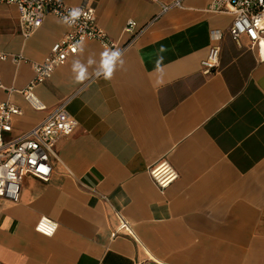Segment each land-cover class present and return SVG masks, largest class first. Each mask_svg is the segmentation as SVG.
I'll return each instance as SVG.
<instances>
[{"label": "crops", "instance_id": "0c3cea01", "mask_svg": "<svg viewBox=\"0 0 264 264\" xmlns=\"http://www.w3.org/2000/svg\"><path fill=\"white\" fill-rule=\"evenodd\" d=\"M213 1L66 0L88 2L121 47L130 20L147 28L110 80L92 65L75 81L73 61L98 63L107 48L85 42L36 86L43 110L21 91L70 27L49 14L26 38L17 7L0 6L2 47L25 57L0 64V103L22 111L6 137L66 100L78 121L56 144L49 180L28 175L19 201L0 197V263L264 264V46L237 42L234 16L206 10ZM216 45L219 67L206 74L202 61ZM163 159L180 174L165 191L149 172ZM42 217L59 223L53 237L36 230Z\"/></svg>", "mask_w": 264, "mask_h": 264}, {"label": "built area", "instance_id": "2783aa9c", "mask_svg": "<svg viewBox=\"0 0 264 264\" xmlns=\"http://www.w3.org/2000/svg\"><path fill=\"white\" fill-rule=\"evenodd\" d=\"M1 5L17 7L23 35L28 38L39 29L49 15H55L62 20L68 12L79 7L82 15L79 20L69 26L70 30L63 38L55 43L51 53L43 62L35 63V78L21 91L35 109H46L35 93L38 84L48 80L58 66L64 65L70 56L79 53V44L87 41H98L110 49L119 48L121 51L133 43L147 28H139L135 20H130L126 26V33L131 34L129 42L121 45L113 41L107 31L98 23L96 10L85 2L80 6H71L66 0H0ZM167 10L168 7H165ZM211 13H229L234 16L230 32L237 42L243 36L247 37L254 47L264 46V0H214L206 9ZM213 39L221 40L223 33L215 30ZM221 48L213 46L208 56L202 61L203 71L210 74L217 70L220 64ZM17 64L25 61L23 55L7 53L0 39V64L5 61ZM1 76V68H0ZM0 88L4 85L0 79ZM10 91L16 89L10 88ZM68 100L61 102L40 124L24 132L16 138H7L6 134L13 131V119L21 115L19 107L11 102L0 103V197L12 201H19L25 178L34 175L42 180H49L53 171L52 158L58 157L56 144L62 137L71 136L78 121L67 110ZM150 176L165 191L180 177L178 170L167 159H163L150 168ZM103 199L108 201L107 196ZM122 226L129 228L127 221L122 218ZM59 223L50 217H42L36 230L53 237L58 230ZM6 264V263H0Z\"/></svg>", "mask_w": 264, "mask_h": 264}, {"label": "clouds", "instance_id": "9594fccd", "mask_svg": "<svg viewBox=\"0 0 264 264\" xmlns=\"http://www.w3.org/2000/svg\"><path fill=\"white\" fill-rule=\"evenodd\" d=\"M82 15V10L79 7L72 8L66 16L61 20L62 24L73 25ZM80 50H83V44L77 45ZM96 65L94 75L96 77H103L105 80H110L114 72L118 68H122L124 65L123 52L119 49L105 48L101 53L99 62L93 58H89L87 63H83L80 60H74L72 63V72L76 82H83L89 78V67Z\"/></svg>", "mask_w": 264, "mask_h": 264}, {"label": "water", "instance_id": "95a60500", "mask_svg": "<svg viewBox=\"0 0 264 264\" xmlns=\"http://www.w3.org/2000/svg\"><path fill=\"white\" fill-rule=\"evenodd\" d=\"M149 264H155V263H149Z\"/></svg>", "mask_w": 264, "mask_h": 264}]
</instances>
